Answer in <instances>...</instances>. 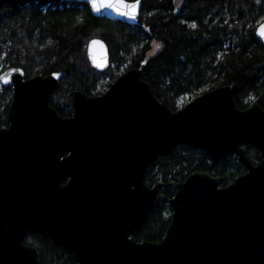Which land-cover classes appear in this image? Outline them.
Returning <instances> with one entry per match:
<instances>
[{"label": "water", "instance_id": "1", "mask_svg": "<svg viewBox=\"0 0 264 264\" xmlns=\"http://www.w3.org/2000/svg\"><path fill=\"white\" fill-rule=\"evenodd\" d=\"M32 2L84 3L94 17L128 25L137 23L141 8L139 1L129 19L111 7L95 11L91 0H0V6ZM262 27L264 19L255 30L264 44ZM86 55L98 72L110 64L98 38L88 42ZM61 77L26 78L17 67L0 73V85L12 90L8 127L0 128V264H41L39 251L24 244L29 231L64 247L76 264H264V110L258 104L240 110L232 88L222 86L172 111L154 97L140 69L131 68L100 96L69 92L61 106L70 116L63 118L50 105ZM181 144L211 160L234 156L245 173L225 187L203 173L167 184L173 196L164 237L137 242L133 234L167 186H147L145 173ZM246 145L259 153L256 164Z\"/></svg>", "mask_w": 264, "mask_h": 264}, {"label": "trees", "instance_id": "2", "mask_svg": "<svg viewBox=\"0 0 264 264\" xmlns=\"http://www.w3.org/2000/svg\"><path fill=\"white\" fill-rule=\"evenodd\" d=\"M139 1L135 25L94 17L84 3L0 6V73L10 67L21 68L26 78L62 73L50 99L61 116L66 112L59 99L66 94L101 93L104 77L110 86L131 68L140 69L154 97L172 111L178 110L180 98H196L222 86L232 88L240 110L253 104L264 110V44L255 36L264 19V0ZM94 38L108 47L110 64L102 72L90 66L86 55ZM11 94V88L0 85V128L8 125ZM244 147L252 164L260 161L254 147ZM192 173L218 177L225 187L245 170L234 156L211 160L200 149L181 144L157 157L144 182L149 187L167 185ZM172 196L168 185L159 191L152 212L133 234L137 242L162 240ZM24 244L39 251L41 264H76L64 247L34 231L25 234Z\"/></svg>", "mask_w": 264, "mask_h": 264}, {"label": "snow or ice", "instance_id": "3", "mask_svg": "<svg viewBox=\"0 0 264 264\" xmlns=\"http://www.w3.org/2000/svg\"><path fill=\"white\" fill-rule=\"evenodd\" d=\"M92 8L95 11H99L101 7H111L114 10L118 12L119 15L127 16L129 19H135V10L137 8V4L139 3V0H137L136 3H107L105 0H101V2L98 3V0H91ZM195 27V25H192ZM262 37H264V27H262V30L259 33ZM4 80V83H8L7 77L2 78Z\"/></svg>", "mask_w": 264, "mask_h": 264}, {"label": "rangeland", "instance_id": "4", "mask_svg": "<svg viewBox=\"0 0 264 264\" xmlns=\"http://www.w3.org/2000/svg\"><path fill=\"white\" fill-rule=\"evenodd\" d=\"M157 51V47H154L153 48V50L151 51V53L153 54V53H155ZM121 74H123V72L121 73ZM120 74V75H121ZM119 75V76H120ZM104 79V82H102L101 83V87L99 88L100 90L99 91H101V93H104L109 87V85H108V83H109V81H107L106 79L107 78H103ZM100 93V94H101ZM194 98L192 97V98H190V97H182V98H180L179 100H178V102H177V107H178V109H180V108H182L183 106H185L187 103H189L190 101H192Z\"/></svg>", "mask_w": 264, "mask_h": 264}, {"label": "flooded vegetation", "instance_id": "5", "mask_svg": "<svg viewBox=\"0 0 264 264\" xmlns=\"http://www.w3.org/2000/svg\"><path fill=\"white\" fill-rule=\"evenodd\" d=\"M103 93H98V94H95V95H87V96H100V95H102ZM67 95V94H66ZM66 95L63 97V99L66 97ZM86 95V94H85ZM51 99V98H50ZM63 99H59V104H60V106H61V102H62V100ZM52 106V105H51ZM53 107V106H52ZM62 107V106H61ZM64 110H65V114H66V116H61V117H63V118H66V117H69L70 116V112H69V110L67 109V108H64V107H62ZM56 109V108H55ZM8 127V125L6 126V127H3V128H7ZM62 184H65V182H63Z\"/></svg>", "mask_w": 264, "mask_h": 264}]
</instances>
